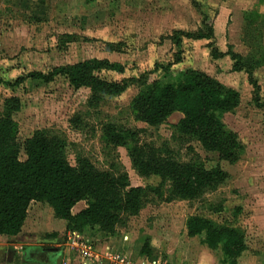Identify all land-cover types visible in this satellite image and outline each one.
<instances>
[{
	"label": "rangeland",
	"instance_id": "374dc122",
	"mask_svg": "<svg viewBox=\"0 0 264 264\" xmlns=\"http://www.w3.org/2000/svg\"><path fill=\"white\" fill-rule=\"evenodd\" d=\"M195 4L208 14L218 49L253 58L259 102L264 104V0H0V113L5 99H18L19 109L11 112L18 158H25L24 140L41 131L64 141L70 164L85 156L100 169L126 172L129 185L144 193L138 214L117 225L109 250L92 255L91 261L88 253L108 235L87 228L79 236L67 231L68 238L59 232L64 220L55 218L48 204L31 202L19 239L0 237V264H114L113 254L123 255L128 264H224L219 247L205 246L202 235H187L191 216L243 234L247 250L237 264H264V106L254 103L246 73L232 71L229 56L211 57L207 39L183 37L176 59L172 34L201 26ZM107 43L118 49L107 50ZM92 57L122 66V71L102 68L95 75L125 80L123 90L110 94L75 89L64 75L48 82L6 83L30 71L47 72ZM187 68L201 70L239 93L237 106L220 114L241 144L235 161L221 159L180 132L178 110L155 125L135 117L132 101L142 88L177 82ZM107 122L137 129L142 142L180 162L218 166L226 178L196 197H176L166 178L136 171L128 145L106 141ZM84 205L80 200L72 210L76 213Z\"/></svg>",
	"mask_w": 264,
	"mask_h": 264
},
{
	"label": "trees",
	"instance_id": "16d2710c",
	"mask_svg": "<svg viewBox=\"0 0 264 264\" xmlns=\"http://www.w3.org/2000/svg\"><path fill=\"white\" fill-rule=\"evenodd\" d=\"M195 6L201 14V26L196 31H178L171 36L176 59L179 60L183 37L207 39L211 57L229 56L231 70L246 73L253 88L254 103L264 106L259 102L253 58L231 49H218L208 14L200 10L198 4ZM105 48L114 50L118 45L107 43ZM102 68L123 70L118 63L92 57L47 72L30 71L6 83L19 85L27 79L48 82L56 75H64L75 89L89 87L118 94L127 82L107 81L95 75V71ZM239 98L236 90L223 86L201 70L187 68L177 82H154L142 88L133 98L132 107L135 117L150 125L158 124L175 110L180 111V132L196 139L204 148L216 151L221 159L233 162L241 144L237 134L225 127L220 114L234 109ZM19 107L18 99L9 97L0 113V234L16 235L21 231L32 201L48 204L53 216L66 222V231L77 233L88 228L111 236L117 225L138 214L143 204V189L130 186L126 172L100 169L85 156L78 157L74 165L70 164L64 154V141L56 136L34 131L24 140L25 158L20 160L19 145L14 137L15 122L11 116V112ZM103 133L111 145H128L133 167L138 173L169 180L176 197H196L203 189L214 187L226 178V172L218 166L205 168L180 162L164 153L162 148L142 142L137 129L107 122ZM80 200H85L84 207L72 212ZM186 233L190 237L202 235V242L208 248L219 247L220 261L224 264H237L247 250L241 232L229 226L215 225L200 216L187 219Z\"/></svg>",
	"mask_w": 264,
	"mask_h": 264
},
{
	"label": "crops",
	"instance_id": "0c3cea01",
	"mask_svg": "<svg viewBox=\"0 0 264 264\" xmlns=\"http://www.w3.org/2000/svg\"><path fill=\"white\" fill-rule=\"evenodd\" d=\"M34 202H37V201H32V203H34ZM77 204V203H76ZM75 204V205H76ZM74 205V206H75ZM84 207V206H83ZM72 212H74L73 210H72ZM27 213H28V210H27ZM75 213V212H74ZM27 219V217L25 218V220ZM25 222V221H24ZM23 225H24V223H23ZM65 225H66V222L64 221V224H62V226H63V228L61 229V230H59V232H61V231H63L64 233H66V235H67V237L69 238V236H70V234L71 233H69V232H67L66 231V229H65ZM21 232V231H20ZM20 232L18 233V234H16V235H3V234H0V237H11L10 239H12V240H16V239H19V235H20ZM73 235H78L79 236V233H77V232H73ZM111 237L110 236H107V237H105V239L106 240H102V241H99V242H97V243H95V245L93 246V251H91V252H89L88 253V255H89V257H87V259H88V261L90 260V257L92 256V255H94V256H99V254L102 256L106 251H108L109 250V247L111 246L110 245V241H111V239H110ZM75 243V242H74ZM66 244H68V243H66ZM68 248V247H67ZM27 259H30V258H28V257H26ZM91 261V260H90ZM29 262L30 261H24L23 263H21V264H29ZM91 264H95L94 262H92Z\"/></svg>",
	"mask_w": 264,
	"mask_h": 264
},
{
	"label": "built area",
	"instance_id": "2783aa9c",
	"mask_svg": "<svg viewBox=\"0 0 264 264\" xmlns=\"http://www.w3.org/2000/svg\"><path fill=\"white\" fill-rule=\"evenodd\" d=\"M112 261L114 264H128L129 262L125 260V257L120 254H113L111 255Z\"/></svg>",
	"mask_w": 264,
	"mask_h": 264
},
{
	"label": "water",
	"instance_id": "95a60500",
	"mask_svg": "<svg viewBox=\"0 0 264 264\" xmlns=\"http://www.w3.org/2000/svg\"><path fill=\"white\" fill-rule=\"evenodd\" d=\"M45 250L53 251V250H55V249H53V248H45Z\"/></svg>",
	"mask_w": 264,
	"mask_h": 264
}]
</instances>
